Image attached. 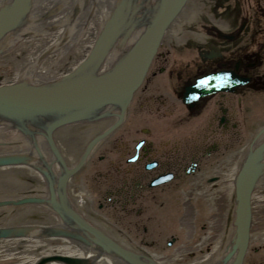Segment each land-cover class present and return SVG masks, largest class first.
Returning <instances> with one entry per match:
<instances>
[{
	"label": "water",
	"instance_id": "1",
	"mask_svg": "<svg viewBox=\"0 0 264 264\" xmlns=\"http://www.w3.org/2000/svg\"><path fill=\"white\" fill-rule=\"evenodd\" d=\"M178 1L0 0V238L58 233L89 250L91 262L73 264H160L74 213L53 127L116 124ZM263 153L250 152L235 248L216 264L242 262Z\"/></svg>",
	"mask_w": 264,
	"mask_h": 264
},
{
	"label": "flooded vegetation",
	"instance_id": "2",
	"mask_svg": "<svg viewBox=\"0 0 264 264\" xmlns=\"http://www.w3.org/2000/svg\"><path fill=\"white\" fill-rule=\"evenodd\" d=\"M226 1L242 6L238 8V13L244 14L245 19L242 20V23L236 18L233 22H238L237 28L226 30L223 26L220 34L213 37L212 27L229 24L230 20L225 15L220 16L223 17L220 19L216 18L215 12H212L215 16L211 17L212 19L206 18L200 23L191 22L189 30L185 31V34L190 36V41L193 40L197 47L188 48L185 45L181 46L177 42H172L174 50L166 51L164 64L153 68L154 71L145 81L147 86L144 84L142 87L143 96L146 99H138V104L141 106L139 120L142 119L141 121L145 124H142V127L135 132L142 134L144 133L142 129H149L150 125H154V128H159L160 131H154L156 135L146 134L143 139L151 138L153 141L154 138L158 139L166 143L165 147L163 145L159 151L153 148L154 154L145 149L143 152L146 153H142L145 157H140L141 162L138 163L141 164L140 167L138 164L131 167L130 164L123 161L121 164L124 167L121 168L124 170L123 173L118 174L122 172L120 168L111 167L110 171L113 175L101 174L107 178L106 181L112 184L108 183V187L103 191L108 195V198L104 200L99 198L97 202V205L99 204L102 209L97 208L107 211L106 213H112L110 208L114 210L115 204H118V210H115L114 213L123 217L124 222L122 223L125 226L118 225V229L115 226L114 229L117 232H113L103 223L101 225L110 233L124 237L131 247L133 246L132 249L136 248V250L148 253L147 249L159 246L156 240H137L139 233L144 237L149 233L135 230L133 224L136 221L139 222L138 228H140L141 223H144L142 220L144 215L148 214L147 217L151 218L152 208L159 204L164 206L166 198L170 197L173 191H178L180 185H185L183 187L185 192L201 191L199 199H220L226 186L223 182L225 172L230 168L235 169L237 153L241 159V153L238 151L226 159L227 143L228 151L231 146L237 148L242 142V132L248 128L253 129L259 119H264V0H250L254 3L245 0ZM193 12L196 14L206 13L210 17L208 14L210 11L203 2L199 8L193 9ZM255 13V16H250ZM248 19L251 20L247 23ZM201 33L204 34V38L200 37ZM250 34L253 37L247 38ZM198 51L203 52L202 57L197 55ZM212 55H217L216 57L220 60H215ZM183 60L187 63L186 67L182 65ZM200 70H206L207 75L222 76L227 82L233 81L237 70L238 74L236 75L242 82L235 86L236 83L234 88L230 87L229 90L217 91L219 95H215V99H212L210 94L200 95L196 100L200 104L195 106H187L186 104H190L189 102L182 104L180 101L182 98L180 96L183 95L182 90L187 85H194L198 77L201 76ZM164 80H168L170 85L169 83L164 84ZM154 86H160V90L155 89ZM161 92L165 95L161 96ZM169 92L170 96H167L166 93ZM257 96L262 98L257 99ZM194 111H196L195 114H193ZM121 126L123 127V125ZM127 126L129 127V125ZM238 128L242 130L240 132L241 139L238 136L231 141V135H234L239 130ZM126 130L127 128H122L121 132L114 131L103 146L102 153L107 152L106 155L102 156L96 152L98 157L95 154L91 159L108 162V165L112 164L111 166L114 165L115 158L125 160L126 156H118L121 151L116 150H118L117 144L128 133ZM150 135L151 137H149ZM123 141L129 142V138L127 137ZM234 143L235 145H233ZM144 161L146 163H142ZM151 163L154 164L151 165ZM211 172L215 177L210 179ZM91 173H93L92 168ZM217 177L221 183L213 182ZM187 179L188 183H186ZM111 185H113V189L117 190L116 192H113ZM95 189L97 190L96 186ZM175 199L176 197L173 198V200ZM85 211L90 213L89 217L103 220L96 210L87 206ZM135 214L139 215V220ZM138 242L141 245H138Z\"/></svg>",
	"mask_w": 264,
	"mask_h": 264
},
{
	"label": "bare ground",
	"instance_id": "3",
	"mask_svg": "<svg viewBox=\"0 0 264 264\" xmlns=\"http://www.w3.org/2000/svg\"><path fill=\"white\" fill-rule=\"evenodd\" d=\"M245 1L249 3H254V1L252 2L250 0H245ZM202 2L205 3V5L208 7V11H210L208 12V14L210 15V17L207 16L206 13L196 14L193 12V9L199 8ZM240 6L234 3H230V2L227 3L226 0L225 1H221V0H211V1L179 0L173 6L171 13L169 15V18L161 30L160 40L157 44L155 52L153 56L151 57L150 61L148 62L142 76L140 77L134 91L132 92L116 124H113L105 119V120L63 124V125L53 127V141L58 147L63 157L65 158V160L67 161V168H72L68 179L66 175V192H68V190L72 187H79V183L86 182L89 185V187L96 186L97 188L96 202L99 201V198H101L100 200H104L105 198H108V195L105 194V192L103 191L106 189V187H108L107 184L111 182L106 181L107 178H104L101 174L107 173V175H113L110 171L111 167L120 168L122 172L118 174H121L124 172V170L121 169V168H124L121 166L123 161L130 164V166L132 167L135 164H138L141 162L140 157L141 158L145 157L142 155V153L143 154L146 153V152H143L145 151V149H147V151L150 152L151 154H154L155 151L153 148L159 151L163 145H164L163 147H165L166 143L158 139L154 138V141L153 139L151 140V138L143 139L146 134L156 135L154 131H160L159 128H154V125H150L149 129L147 128L142 129V131L144 132L142 134L135 132L136 130L142 127V124H145V122L141 121L142 119L139 120V117H140L139 112H141L140 110L141 106L138 104V99L140 98L143 100L146 99L143 96V92H142V89H143L142 87L144 86V84L145 86H147L145 81L147 80L148 76L152 74V72L154 71L153 68H157L164 64L165 54L170 49L174 50V48L172 47L173 46L172 42H177L178 45L179 44L181 46L185 45V47H188V48L197 47V44L194 43L193 40L190 41L191 40L190 36H188V34H185V31L189 30V24L191 22L195 21L194 23H200L202 21H205L206 18H208V20L211 17L214 18L215 16L213 15L212 12H215L217 15L216 18H220V19H223V17H220V16L225 15L226 18L230 20L229 24H227L226 26L223 24H219L216 27L212 25L214 26L212 27V30L214 33L213 37H215L218 34H220V31H222L223 26H224V29L226 30L227 29L233 30L237 28L238 22H233L235 21L236 18H237L236 20L242 23V20H244L245 18H244V14L240 15L238 13L239 12L238 8H240ZM263 10H264V7H263ZM255 15L256 13L250 16H255ZM249 20L251 19H248L247 23L249 22ZM192 31L194 32L193 29ZM200 37L204 38V34L201 33ZM251 37H253L252 34H250V36H248L247 38H251ZM197 55L199 57H202L203 52L198 51ZM216 56L217 55H212V57L215 60H218L219 58H217ZM230 58L232 59V57ZM167 63H168V60H167ZM182 65L185 67L187 66V63L185 62V60H183ZM200 72H201L200 73L201 76L198 77L194 85L193 84L187 85L184 87V90H182L183 95L181 94L180 96L183 98V99L181 98L180 100L182 101L181 102L182 104L189 102L190 104H186L187 106L198 105L200 103L199 101H196V100L199 98L200 95L206 96L210 94L212 99H215L216 98L215 95L217 96L219 95L217 91L229 90L230 87L232 88L236 83L237 84L235 86L241 84L242 82V81H239L236 75L238 74L237 70L235 71V75L233 76L234 77L233 81H230V82L225 81L224 77L222 76L212 75V74L207 75L206 70H200ZM167 83H169V81L164 80V84H167ZM154 88L159 89L160 86H154ZM160 95L164 96L165 94H162L161 92ZM166 95L170 96V92L166 93ZM257 97H258L257 99L262 98L260 96H257ZM195 113L196 111L193 112V114ZM121 125H123L122 128H127L126 131H128V133L123 136V140H125L128 137L129 142H125L122 140L123 142L121 141L119 144H117L118 150L116 151H121V153L118 156H121V155L126 156L125 160L115 158L116 160H115V163L113 162L114 164L113 166H111L112 164L108 165V162L96 161V160L93 161L91 158H93L95 154L98 157L97 153H99L102 156L106 155L107 152L102 153V150L104 148L103 146L105 145V141H108L109 136L111 137L112 133L116 131ZM127 125H129V127ZM70 129H73V130L79 129L80 133L82 132L81 133L82 141H81L80 136L74 135L76 139L72 138L70 135V131H71ZM119 129L117 131H119ZM232 129H235V128H232ZM241 131L242 130L239 129L238 131H236L234 135L232 134L231 141H233V139L235 140V138H237L238 136L241 139V135H240ZM85 135H88L86 137V140H84ZM151 135L149 137H151ZM242 135L243 137L241 141L246 142V144H244V147L242 146L241 150L245 154L241 159H239V157H236L235 169L231 168L230 171H226L225 178L223 179V182H225L226 184L225 189L229 190L231 187V191H232L231 193H233V197L235 200V210L234 211L236 214H237V207H238V196H239L241 185H242L243 178L245 175L250 152H252L254 149H256L261 144H264V124L260 126L256 125L253 127V129L248 128V130H245L242 132ZM77 137L79 139H77ZM248 137L250 139H248ZM233 145H235V143ZM227 146H229L228 143L225 149V151H227L226 153L227 158L225 157L226 159L233 156V154L237 152V149H235L236 146H231L230 151H228L227 148L229 147ZM231 150L234 152H232ZM223 152H224V149L222 150V153ZM69 156H73V157H69ZM142 163H146V161ZM153 164L154 163H151V165ZM140 166L141 164H138V167ZM91 168L93 169V173H91ZM212 177H215V176L211 172L209 178L211 179ZM92 182H94L95 184H93ZM213 182L221 183L218 177ZM111 186L113 189V185ZM116 191L117 190L114 188L113 192H116ZM260 200L264 201V153L258 158L251 189H250L249 205L251 204L250 205L251 211H250V219H249L250 221L249 232H248V239L246 242L241 264H246V262L244 263V261L246 260L247 254L248 255L250 254L249 247H250L251 239L253 238V235L250 232L251 226L253 225V203L254 202L256 203ZM70 205L72 207L71 203ZM97 207H99V204L97 205ZM73 210L75 211L74 208ZM89 214H90L89 212L85 211V215L82 218L88 221L89 223H91L92 225H94L95 227H97L98 229H100L101 231H103L104 233H106L107 235H109L112 239L130 245V243L124 237H120L117 234L110 233L108 230H106L103 227V225H106V223L103 222V225H101V223L96 221L94 218L89 217ZM103 218L106 219L108 217L105 216ZM174 220L176 223L174 228L179 227L180 225L178 224L179 221L176 222L177 217L176 218L174 217ZM233 223H234L235 230L234 231L231 230V233L232 232L233 233L229 234L230 240L227 243L225 242L226 235L218 236L217 237L218 239L215 237L216 240L211 241V242L207 240L206 245H204V248L207 251V253L205 254L206 256L205 255L203 257L199 256L200 258L197 260L196 263H190V264H216L224 256H226L230 251H232L235 248L236 216H234ZM149 227H151L150 229H152L151 223H149ZM111 230L113 232H117L116 230H113V229ZM178 235H179L178 233L176 235L175 234L171 235L172 236L171 239L175 238L173 239L174 244L178 242V238H177ZM6 238H7L6 240L5 238H0V241H8L7 243L9 244H8L7 249L13 248V246H16V245H17V248L20 247L22 249L20 251V254L23 257L25 255L24 254L25 250H27V248L30 246L34 251H38V252H39V248H41L42 250L44 249L41 252L42 256H39V254L36 257L32 256L31 258L27 256V259L21 260L19 264H73L72 262H91L90 253L87 248L82 247L76 240L60 235L58 233H41V234L17 236V237H6ZM255 238L258 239L257 236ZM215 245L216 246L218 245L219 247L221 246H224V247L218 251L217 249H215ZM48 246L53 247L54 250L47 252L46 247ZM0 253L6 254V252H4V249H2ZM258 253H259V249L257 248V251L255 254H258ZM147 254L150 255V253H147ZM249 257H250L249 259L250 264H261L264 261V254H261L260 256L254 255V258H253V255L251 256L250 254ZM157 261L160 264H162L159 260ZM175 262L176 264H185L183 262H180L177 259H175ZM186 264H189V263H186Z\"/></svg>",
	"mask_w": 264,
	"mask_h": 264
},
{
	"label": "rangeland",
	"instance_id": "4",
	"mask_svg": "<svg viewBox=\"0 0 264 264\" xmlns=\"http://www.w3.org/2000/svg\"><path fill=\"white\" fill-rule=\"evenodd\" d=\"M262 124H264V119H259L256 123L257 126H260ZM119 128V132H121L122 126H120ZM70 130V135L72 138L76 139L75 136H80L82 141V132L80 133L79 129ZM87 136L88 135L84 136V140H86ZM77 139L79 138L77 137ZM248 139L250 138L248 137ZM244 144H246V142L242 141L241 144L236 148L237 151L241 153V158L245 154L241 150L242 146L244 147ZM236 157H238L237 154L235 158ZM186 183H188V179ZM184 186L185 185H180L178 191H173L172 195L166 198L164 206H161L159 204V206L153 207L151 218L147 217L148 214L147 216L144 215L145 217L142 218L144 223H141L140 228H138L139 222L136 221L133 224V228L135 230L143 231V233L146 234L149 233L146 237L139 233V237L137 240L158 241L159 246H152L150 249H146L151 256L159 260L162 264H176L175 259L185 264L196 263L200 258L199 256L203 257L207 253L206 249L204 248L207 240L211 242L216 240L215 237L217 238L218 236L226 235L225 242L227 243L230 240L229 234L233 233H231V230H235L233 223L234 216H236V213L234 211L235 200L233 197V193H231L232 191L230 185V189H225L224 194L220 199H199V195L202 194L201 191L185 192L183 191ZM175 197L176 199L173 200V198ZM66 198L72 204L75 212L79 214L80 217L84 216L83 213H85L86 207L90 206V208L96 210V213L100 217H111L106 219L103 218V220L97 218L96 221H98L99 223H106L105 227L108 226L110 229L115 230V226L116 229H118V225L125 226V224L122 223L124 222V220L122 219L123 217L117 213H114L115 210H118V204H115L114 210L110 208L112 213H106L107 211L98 210L96 202L97 193L95 186L89 187L86 182L79 183V187H72L68 192H66ZM154 205L156 206V204ZM99 209L102 208L99 207ZM138 216L139 215L136 216L137 220H139ZM174 217H177L176 222L179 221V227L174 228L176 225ZM149 223H151L152 229H150ZM121 231L124 232L123 230ZM250 232L253 235V238L250 242L249 252L251 256L253 255L254 258V255L260 256L261 254H264V201L262 200L253 203V225L251 226ZM177 233L179 234L177 237L178 242L172 246L170 243L173 242V240L171 239V235H176ZM136 236L137 235L135 234V238ZM256 236L258 239L255 238ZM6 239L7 238H5V240ZM7 242L8 241H0V251L4 249V252H6V254L0 253V264H19L21 260H26L27 256H29L30 258L32 256L36 257L38 254L39 256H42L41 252L44 250L39 248V252L34 251L30 246L27 248V250H25V255L23 257L20 254V251L22 250L20 247L17 248L16 245L13 246V248L7 249L9 244ZM138 245L141 244L138 242ZM223 247L224 246L219 247L218 245H215V249H217L218 251ZM257 248L259 249V253L255 254ZM46 249L47 252L54 250V248L51 246L46 247ZM249 255L247 254L246 260L244 261V263L246 262V264H250ZM262 263H264V261Z\"/></svg>",
	"mask_w": 264,
	"mask_h": 264
}]
</instances>
